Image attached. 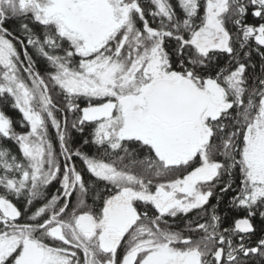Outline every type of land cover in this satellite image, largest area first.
<instances>
[{
  "label": "snow or ice",
  "instance_id": "1",
  "mask_svg": "<svg viewBox=\"0 0 264 264\" xmlns=\"http://www.w3.org/2000/svg\"><path fill=\"white\" fill-rule=\"evenodd\" d=\"M0 264H264V0H0Z\"/></svg>",
  "mask_w": 264,
  "mask_h": 264
}]
</instances>
